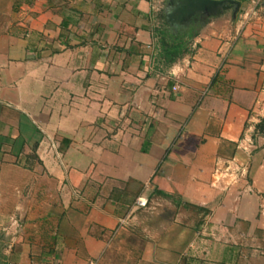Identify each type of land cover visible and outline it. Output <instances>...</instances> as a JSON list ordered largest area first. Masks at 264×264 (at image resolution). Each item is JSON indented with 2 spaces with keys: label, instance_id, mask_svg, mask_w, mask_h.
<instances>
[{
  "label": "crops",
  "instance_id": "1",
  "mask_svg": "<svg viewBox=\"0 0 264 264\" xmlns=\"http://www.w3.org/2000/svg\"><path fill=\"white\" fill-rule=\"evenodd\" d=\"M214 1L171 68L184 0L0 3V264H264V0Z\"/></svg>",
  "mask_w": 264,
  "mask_h": 264
},
{
  "label": "trees",
  "instance_id": "2",
  "mask_svg": "<svg viewBox=\"0 0 264 264\" xmlns=\"http://www.w3.org/2000/svg\"><path fill=\"white\" fill-rule=\"evenodd\" d=\"M206 13H197L185 24H173L161 18V25L156 28L158 44V62L162 68H171L191 53V44L199 35L201 28L209 22ZM256 137H264V118L256 126Z\"/></svg>",
  "mask_w": 264,
  "mask_h": 264
},
{
  "label": "built area",
  "instance_id": "3",
  "mask_svg": "<svg viewBox=\"0 0 264 264\" xmlns=\"http://www.w3.org/2000/svg\"><path fill=\"white\" fill-rule=\"evenodd\" d=\"M224 174H221L220 177H231L234 184H239L240 182H245L246 187L244 190H246V193H254L253 188L250 186L248 181V170L243 165H237L232 169L230 167V164L226 169L223 170ZM149 204V201L146 198H139L136 202V206L138 208H147ZM125 224V221L122 222V225ZM23 226L22 220L19 217H13L11 219V224L9 228H5L4 231L6 233H10L11 230H15L17 233L20 232L21 228ZM9 264H15V263H9ZM21 264V263H20Z\"/></svg>",
  "mask_w": 264,
  "mask_h": 264
},
{
  "label": "water",
  "instance_id": "4",
  "mask_svg": "<svg viewBox=\"0 0 264 264\" xmlns=\"http://www.w3.org/2000/svg\"><path fill=\"white\" fill-rule=\"evenodd\" d=\"M191 10L203 11L205 13H221L222 10H230L235 7L239 12L241 4L235 1H214V0H184Z\"/></svg>",
  "mask_w": 264,
  "mask_h": 264
},
{
  "label": "rangeland",
  "instance_id": "5",
  "mask_svg": "<svg viewBox=\"0 0 264 264\" xmlns=\"http://www.w3.org/2000/svg\"><path fill=\"white\" fill-rule=\"evenodd\" d=\"M2 1L5 3L7 2V0H0V3H2ZM0 12H1V9H0Z\"/></svg>",
  "mask_w": 264,
  "mask_h": 264
}]
</instances>
